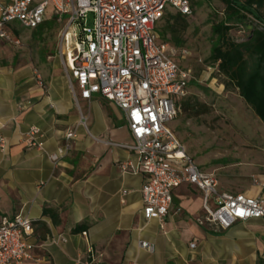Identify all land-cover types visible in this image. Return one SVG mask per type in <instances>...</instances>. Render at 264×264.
<instances>
[{"label": "crops", "instance_id": "1", "mask_svg": "<svg viewBox=\"0 0 264 264\" xmlns=\"http://www.w3.org/2000/svg\"><path fill=\"white\" fill-rule=\"evenodd\" d=\"M6 46L0 43V57ZM4 57L0 136L6 149L0 151V220L16 215L33 220L27 238L32 256L49 264H82L91 248L103 264H264V220L236 223L225 231L199 225L202 195L192 186L174 190L172 208L161 224L144 220L145 177L120 168L136 160L134 152L117 147L133 144L123 112L99 95L74 100L60 75V60L51 66L50 76L40 74V87L31 63L16 53ZM31 127L43 133L46 153L63 146L65 135L74 131L72 148L56 167L26 143L24 133ZM260 179L262 186L241 192L264 195V176ZM58 238L65 242L54 243ZM140 241L153 244L154 252L140 248Z\"/></svg>", "mask_w": 264, "mask_h": 264}, {"label": "built area", "instance_id": "2", "mask_svg": "<svg viewBox=\"0 0 264 264\" xmlns=\"http://www.w3.org/2000/svg\"><path fill=\"white\" fill-rule=\"evenodd\" d=\"M170 11L191 16L190 0H0V43L21 47L16 30H10L15 24L35 30L51 19L59 26L56 56L74 100L99 95L124 114L133 144L117 147L134 152L136 160L120 168L145 177L144 220L161 224L172 208L174 190L182 185L202 195L199 225L225 231L236 223L264 220L263 194L221 192L217 177L197 166L168 126L180 112L179 100L187 95L190 81V71L174 60L178 52L157 33L158 22ZM34 76L43 87L41 75ZM74 136V131L68 132L63 146L46 153L39 128L24 133L26 143L46 154L54 167L70 152ZM5 149L6 140L0 136V151ZM32 225L33 220L23 215L0 220V264H49L31 254L33 245L27 238ZM58 241L65 239L53 240ZM139 247L154 252L147 241H140ZM82 264L103 262L88 248Z\"/></svg>", "mask_w": 264, "mask_h": 264}, {"label": "rangeland", "instance_id": "3", "mask_svg": "<svg viewBox=\"0 0 264 264\" xmlns=\"http://www.w3.org/2000/svg\"><path fill=\"white\" fill-rule=\"evenodd\" d=\"M190 3L191 16L176 20L173 18L176 12L170 11L157 24L160 39L178 52L174 60L180 68L190 71L187 95L179 103L189 100L194 106L187 111L181 109L168 126L197 166L217 177L221 192L244 194L241 191L245 187L262 186L264 125L238 91L225 86L224 78L207 63L214 41L212 25L222 18L223 5L218 0H190ZM47 15H51V10ZM90 23L91 16L88 18ZM169 26H173L176 33H166L162 37L161 33ZM14 29L21 47L6 46L5 55L1 53L3 57L0 58L19 54L39 74L50 76L51 66L59 65L56 56L59 26L49 21L38 31L21 28L18 24L10 28L11 31ZM245 31L240 27L231 34L241 38ZM60 75L67 83L64 74Z\"/></svg>", "mask_w": 264, "mask_h": 264}, {"label": "trees", "instance_id": "4", "mask_svg": "<svg viewBox=\"0 0 264 264\" xmlns=\"http://www.w3.org/2000/svg\"><path fill=\"white\" fill-rule=\"evenodd\" d=\"M218 1L223 5V13L222 18L212 25L214 41L207 63L224 78L225 86L238 91L264 125V0ZM180 17L176 14L173 18ZM49 21L53 22L50 19L36 30H42ZM240 27L246 31L241 38H234L231 32ZM176 31L169 26L161 36ZM179 106L183 111L194 109L189 100L182 101Z\"/></svg>", "mask_w": 264, "mask_h": 264}]
</instances>
